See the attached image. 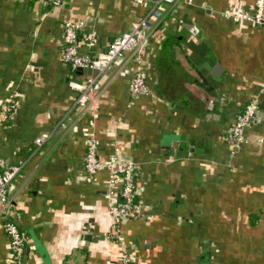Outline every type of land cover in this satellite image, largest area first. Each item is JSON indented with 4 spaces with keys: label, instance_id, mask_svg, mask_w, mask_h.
I'll return each mask as SVG.
<instances>
[{
    "label": "crops",
    "instance_id": "crops-1",
    "mask_svg": "<svg viewBox=\"0 0 264 264\" xmlns=\"http://www.w3.org/2000/svg\"><path fill=\"white\" fill-rule=\"evenodd\" d=\"M252 0H0V160L17 167L6 194L25 236L21 264H264V24L232 21ZM158 9L141 67L150 93L131 95L130 67L71 72L60 59L62 23L98 49ZM217 67L215 69V65ZM107 80L93 120L71 77ZM253 104L245 143L225 140ZM49 134L41 145L33 139ZM106 162L114 147L137 171L142 216L113 227L108 170L86 175V143ZM0 212V264L9 259Z\"/></svg>",
    "mask_w": 264,
    "mask_h": 264
},
{
    "label": "built area",
    "instance_id": "built-area-1",
    "mask_svg": "<svg viewBox=\"0 0 264 264\" xmlns=\"http://www.w3.org/2000/svg\"><path fill=\"white\" fill-rule=\"evenodd\" d=\"M181 1L186 4L192 0H154L155 4H164L172 7ZM50 7H60L65 0H46ZM223 16L232 21L245 20L254 25L264 24V0H252L248 10L243 12L224 11ZM161 19L158 9H153L148 15L141 16L130 23V29L113 37L102 49H98V41L92 33L85 37L84 49H80L78 44V32L83 28L81 22H71L68 20L62 23L61 33V52L60 59L65 63L71 72L83 69H90L95 73L104 71L110 72L109 77H114L118 72L126 67H130L131 75L128 81V91L131 95L143 96L150 93L144 73L141 67L142 53L148 45L151 30ZM107 80L82 79L75 80L69 78L68 86L75 91L74 102L83 115L91 119L94 118L96 111L97 96L101 92ZM8 108L1 106L0 119L7 118ZM253 104H248L240 113H236L232 125L227 130L225 140L234 147H239L245 143L246 139L242 135L244 127L252 117ZM49 134L41 133L33 139L35 146L41 145ZM257 141L264 142V137ZM96 142L89 140L85 145V153L82 158V166L86 175H93L96 171L106 168L108 170V186L113 188L119 184V201L110 192L111 203L109 210L113 216V227H117L125 219L142 216L141 205L136 199V180L137 171L133 163L125 160L119 154L117 147H114L113 154L106 162L100 161L95 154ZM17 167L4 168L0 160V212L4 211L3 231L7 238L9 247V259L21 264L23 248L26 240L23 233L15 221V213L7 212L8 198L7 186L11 178L17 173ZM133 259L130 255L122 254L119 261L115 264H131Z\"/></svg>",
    "mask_w": 264,
    "mask_h": 264
},
{
    "label": "trees",
    "instance_id": "trees-1",
    "mask_svg": "<svg viewBox=\"0 0 264 264\" xmlns=\"http://www.w3.org/2000/svg\"><path fill=\"white\" fill-rule=\"evenodd\" d=\"M25 251H26V246H24V248H23V254H24Z\"/></svg>",
    "mask_w": 264,
    "mask_h": 264
},
{
    "label": "water",
    "instance_id": "water-1",
    "mask_svg": "<svg viewBox=\"0 0 264 264\" xmlns=\"http://www.w3.org/2000/svg\"><path fill=\"white\" fill-rule=\"evenodd\" d=\"M216 67H217V64L215 65V69H216Z\"/></svg>",
    "mask_w": 264,
    "mask_h": 264
}]
</instances>
